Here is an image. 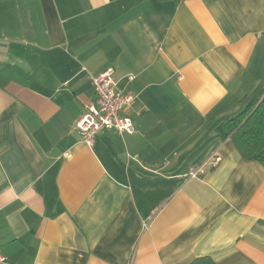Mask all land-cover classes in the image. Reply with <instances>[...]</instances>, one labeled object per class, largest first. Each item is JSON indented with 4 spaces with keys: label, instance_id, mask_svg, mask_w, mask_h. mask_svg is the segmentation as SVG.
Listing matches in <instances>:
<instances>
[{
    "label": "crops",
    "instance_id": "obj_1",
    "mask_svg": "<svg viewBox=\"0 0 264 264\" xmlns=\"http://www.w3.org/2000/svg\"><path fill=\"white\" fill-rule=\"evenodd\" d=\"M110 67L135 130L87 145ZM263 98L264 0H0V264H264Z\"/></svg>",
    "mask_w": 264,
    "mask_h": 264
},
{
    "label": "built area",
    "instance_id": "obj_2",
    "mask_svg": "<svg viewBox=\"0 0 264 264\" xmlns=\"http://www.w3.org/2000/svg\"><path fill=\"white\" fill-rule=\"evenodd\" d=\"M133 79V77H129ZM96 102L89 106L88 111L77 121L76 127L83 141L93 145L97 135L106 129H116L119 132L135 130L132 117L127 108L134 100V94L118 86V78L114 68L110 67L93 78ZM199 170L190 173L197 176ZM5 257L0 251V262Z\"/></svg>",
    "mask_w": 264,
    "mask_h": 264
},
{
    "label": "trees",
    "instance_id": "obj_3",
    "mask_svg": "<svg viewBox=\"0 0 264 264\" xmlns=\"http://www.w3.org/2000/svg\"><path fill=\"white\" fill-rule=\"evenodd\" d=\"M227 136L247 160H255L264 166V98L254 100L235 117L226 122ZM200 260L192 264H209Z\"/></svg>",
    "mask_w": 264,
    "mask_h": 264
}]
</instances>
